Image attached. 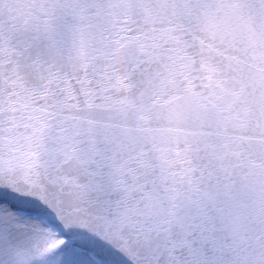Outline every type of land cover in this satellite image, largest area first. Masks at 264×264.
Returning <instances> with one entry per match:
<instances>
[{"label": "snow or ice", "instance_id": "6c2138e0", "mask_svg": "<svg viewBox=\"0 0 264 264\" xmlns=\"http://www.w3.org/2000/svg\"><path fill=\"white\" fill-rule=\"evenodd\" d=\"M0 264H264V0H0Z\"/></svg>", "mask_w": 264, "mask_h": 264}]
</instances>
